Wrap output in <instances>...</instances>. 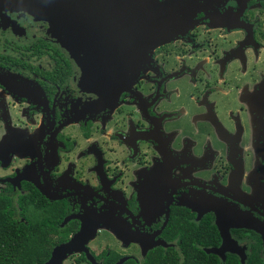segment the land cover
<instances>
[{"label":"flooded vegetation","instance_id":"flooded-vegetation-1","mask_svg":"<svg viewBox=\"0 0 264 264\" xmlns=\"http://www.w3.org/2000/svg\"><path fill=\"white\" fill-rule=\"evenodd\" d=\"M157 1L165 37L143 63L138 45L124 53V73L105 16L71 55L48 23L0 5V210L51 245L39 264L87 224L98 264L178 252L190 224L211 229L202 250L219 264H264L245 227H264V0Z\"/></svg>","mask_w":264,"mask_h":264},{"label":"water","instance_id":"water-1","mask_svg":"<svg viewBox=\"0 0 264 264\" xmlns=\"http://www.w3.org/2000/svg\"><path fill=\"white\" fill-rule=\"evenodd\" d=\"M0 5L8 7L7 9L26 12L48 23L50 33L55 37H63V47L71 55H77L79 51L75 48V41L80 48H87L89 45L88 35L82 32L83 28L89 27L87 24L89 15L96 13L105 16V28L108 29V41L111 46L106 52L110 53L108 60L122 73L125 72V67H129L125 64V61L129 62V60L125 59L124 53L136 55V45H138L137 55H140L142 59L139 61L143 63L147 60L150 51L159 43V39L165 37L156 34L152 28L160 10L157 0H0ZM94 5L95 10L92 8ZM74 26H78L77 34ZM117 52L121 55H113ZM130 62L134 65L136 63L131 59ZM137 74L136 67L131 76ZM245 227L261 235L264 242L262 225L251 220ZM95 237L94 226L85 225L69 242L56 247L45 264H62L68 256L79 252L85 254L90 264H98L85 247ZM116 238L122 239L120 236ZM206 253L220 255L219 250H207ZM126 260L127 258H123L116 264H123Z\"/></svg>","mask_w":264,"mask_h":264},{"label":"trees","instance_id":"trees-1","mask_svg":"<svg viewBox=\"0 0 264 264\" xmlns=\"http://www.w3.org/2000/svg\"><path fill=\"white\" fill-rule=\"evenodd\" d=\"M22 205V204H21ZM35 226L40 220H36ZM25 226L11 223L8 214L0 210V264H39L48 259L51 245L40 247L31 243V233ZM206 232H205V231ZM204 234L212 239L211 229L197 224H190L180 237L181 244L178 252L148 253L141 264H219L216 257L202 250L209 243H203ZM255 255V254H254ZM116 260V259H115ZM113 260L109 264L115 262ZM123 264H137L128 260ZM228 264H233L229 262ZM249 264H262L257 259L250 260Z\"/></svg>","mask_w":264,"mask_h":264},{"label":"rangeland","instance_id":"rangeland-1","mask_svg":"<svg viewBox=\"0 0 264 264\" xmlns=\"http://www.w3.org/2000/svg\"><path fill=\"white\" fill-rule=\"evenodd\" d=\"M100 241H101V242H100ZM102 241H103V240H101L100 238L97 239V240L93 243V247H95L96 250H100V248L98 249L97 246H98V245H101V246H102V245H103V242H102ZM107 241H108V240H107ZM109 243H111V242H109Z\"/></svg>","mask_w":264,"mask_h":264}]
</instances>
